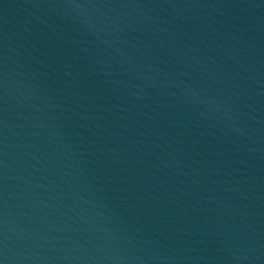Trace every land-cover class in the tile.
<instances>
[{
    "label": "water",
    "instance_id": "water-1",
    "mask_svg": "<svg viewBox=\"0 0 264 264\" xmlns=\"http://www.w3.org/2000/svg\"><path fill=\"white\" fill-rule=\"evenodd\" d=\"M0 264H264V0H0Z\"/></svg>",
    "mask_w": 264,
    "mask_h": 264
}]
</instances>
